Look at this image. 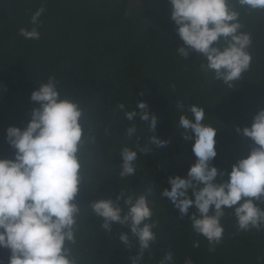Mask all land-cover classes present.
Here are the masks:
<instances>
[{"label":"trees","instance_id":"obj_1","mask_svg":"<svg viewBox=\"0 0 264 264\" xmlns=\"http://www.w3.org/2000/svg\"><path fill=\"white\" fill-rule=\"evenodd\" d=\"M230 6L240 13L243 31L250 33V68L232 86L200 68L203 55L191 52L188 60L177 54L185 46L171 19L169 0H148L142 10L128 13V0H0V159H14L15 150L6 139L9 126L24 129L38 102L31 94L40 83L54 77L61 97L79 102L85 109V132L94 137L83 152V173L77 202L81 204L73 254L79 264H132L139 253L137 240L129 233L131 248L119 239L127 228L112 224V232L88 206L98 199L115 200L120 192L139 195L153 189L152 218L156 240L145 250L141 264H158L167 253L173 264H264V230H238L230 209L221 220L224 234L215 251L205 237L191 228L189 214L181 217L174 205L161 196L170 190L169 176L186 178L196 161L192 143L182 138L179 117L192 114L196 105L205 110L203 123L217 129V156L212 164L225 173L245 158L254 142L238 134L250 127L255 114L264 109V11ZM43 7L39 39H25L20 29L31 30L33 13ZM186 47V46H185ZM138 100L149 105L157 117L155 133L139 116L128 121L125 110L136 109ZM182 102L183 110L177 106ZM138 111V110H137ZM136 134L129 138L132 124ZM168 141L164 147L151 145L140 152L149 137ZM137 151L136 172L120 176L123 147ZM264 208V204L259 205ZM199 242V247L194 243ZM10 250L0 247V264H8Z\"/></svg>","mask_w":264,"mask_h":264},{"label":"clouds","instance_id":"obj_2","mask_svg":"<svg viewBox=\"0 0 264 264\" xmlns=\"http://www.w3.org/2000/svg\"><path fill=\"white\" fill-rule=\"evenodd\" d=\"M171 19L184 45L177 54L188 60L191 52L203 55L200 68L213 72L214 78L231 87L239 81L251 65V34L244 32L240 13L230 6L229 0H169ZM250 11H264V0H235ZM44 8L37 9L32 17L31 30L21 28L25 39H39L40 17ZM57 81L49 77L31 94L39 103L24 129L9 126L6 139L15 150L14 159H0V247L10 250L8 264H79L73 254L76 244L81 204L77 202L80 185L88 184L83 173V152L95 138L85 132V109L71 98L61 97ZM177 106L183 110L182 102ZM118 108L128 121L139 116L155 133L157 117L149 112V105L138 100L136 109L127 111L124 104ZM138 110V111H137ZM192 114L179 117L184 132L182 138L192 143L197 158L187 172V177L169 176L170 190L164 188L166 197L179 211L181 217L191 214V228L205 237L209 251H215L224 234L221 223L225 209L234 214L238 230L245 232L264 230V109L253 117L250 127L238 134L251 138L254 147L249 154L232 165L231 171H219L212 164L217 156L215 148L217 129L203 123L205 110L192 105ZM137 128L133 123L126 129L129 138ZM168 141L157 135L149 137L148 145L140 152H150L151 145L166 146ZM121 177L135 174L137 151L125 146L120 153ZM153 189L147 187L139 195L120 192L115 200L98 199L88 205L101 227L112 232V224L127 228L118 239L131 248L129 233L139 244V253L131 257L132 264H141L145 250L156 240L153 229L151 201ZM199 247V242L194 243ZM158 264H173V255L167 253ZM185 264H193L189 258Z\"/></svg>","mask_w":264,"mask_h":264},{"label":"rangeland","instance_id":"obj_3","mask_svg":"<svg viewBox=\"0 0 264 264\" xmlns=\"http://www.w3.org/2000/svg\"><path fill=\"white\" fill-rule=\"evenodd\" d=\"M147 3L148 0H128L127 12L131 13L132 11L135 12V10H142L146 7Z\"/></svg>","mask_w":264,"mask_h":264}]
</instances>
